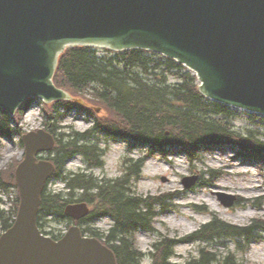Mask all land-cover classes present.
<instances>
[{"label": "water", "instance_id": "obj_1", "mask_svg": "<svg viewBox=\"0 0 264 264\" xmlns=\"http://www.w3.org/2000/svg\"><path fill=\"white\" fill-rule=\"evenodd\" d=\"M72 46L161 54L191 70L206 99L264 115V0H0V110L12 117L31 98L80 103L52 81L59 55ZM22 142L19 205L0 236V264H116L111 250L77 226L58 241L40 233V196L54 166L36 154L54 139L38 130ZM182 184L189 189L194 178ZM87 213L85 203L64 208L73 220Z\"/></svg>", "mask_w": 264, "mask_h": 264}, {"label": "rangeland", "instance_id": "obj_2", "mask_svg": "<svg viewBox=\"0 0 264 264\" xmlns=\"http://www.w3.org/2000/svg\"><path fill=\"white\" fill-rule=\"evenodd\" d=\"M95 50L98 57L112 56L103 49ZM154 58L164 57L156 55ZM166 83L177 84L179 81L168 74ZM79 98L83 100L82 110L90 111L92 116L74 109L64 114L60 108L58 112L62 117L53 118L51 113L59 107L58 105H46L32 99L25 113L17 118L16 124L21 128L22 134L45 130L49 126L53 128L57 138L59 134L68 135L71 132L95 133L85 142L95 147V159L100 166L76 155L66 164L63 176L84 175V178L94 184H100L106 181H121L127 174L126 167L140 168L139 177L130 179L128 192L134 197L148 201L160 199L162 204L154 203L150 206L151 215L147 221L151 230L137 228L134 232L126 233L127 237L133 238L134 247L140 254L139 264H162V253L156 251L155 245L164 240L172 241L164 264H188L191 259L198 258L200 247L219 257L231 253L237 258L238 264H264V231L258 233L261 240L248 244L237 237L213 240L207 243L209 247L205 246V242L190 240L191 234H195L213 218L241 228L254 222H264V157L261 160L245 161L237 155L239 149L230 146L200 147L193 158L178 150L156 148V145L144 144L124 135V131L117 126L122 124L118 115L105 111L97 101L90 100V96ZM207 106L210 108L207 109L209 117L224 121L232 131L241 135L247 136L251 133V141L255 138L257 142L264 144V116L226 106L222 108L226 112L225 115L214 116L211 104ZM98 122L115 125L110 124L112 127L102 128ZM115 132L120 135L115 136ZM113 138H127L130 144L123 140L113 141ZM19 139L17 134L11 139L0 137V178L5 180L0 184V213L5 217L13 214L16 197L18 198L15 180L11 182L8 178L23 160L24 150L19 145ZM255 146L249 144L250 148L247 147V150L250 152L246 151V154H250ZM184 178H194L195 185L185 189L182 184ZM46 190L60 193L64 198L68 197L70 192L76 197L82 192L79 189L70 191L66 188V180L61 182L57 178L48 183ZM94 193L96 189L90 191L89 195L93 198ZM219 193L225 194L226 199L231 197L233 206H223L218 198ZM96 205L98 204L94 203L90 206L89 220L77 225L81 229L95 230L99 235L106 237L115 222L104 215L92 218L97 212H102L94 210ZM39 223L43 232L51 237H60L69 227L66 221L47 215L43 216ZM73 224L75 223L72 222ZM1 225L0 221V236L4 232ZM104 237L103 242L115 248L117 243ZM237 242H241L239 250H236ZM159 249L163 250L162 247Z\"/></svg>", "mask_w": 264, "mask_h": 264}, {"label": "trees", "instance_id": "obj_3", "mask_svg": "<svg viewBox=\"0 0 264 264\" xmlns=\"http://www.w3.org/2000/svg\"><path fill=\"white\" fill-rule=\"evenodd\" d=\"M104 51L112 56L98 57L97 51L89 47L66 49L58 60L53 77L55 86L70 93L74 98L90 96V100L97 101L105 111L118 115L122 124L119 123L117 126L124 131V135L133 136L141 143L156 145L155 147L163 150L165 148L178 150L190 158H193L200 147L223 145L238 148L244 160H261L264 157V144L257 142L255 138L251 141L249 137L251 133L247 136L241 135L232 131L224 121L208 116L209 103L214 116L225 115L226 112L222 110L223 106L211 103L199 93L196 77L180 64L167 58H154L155 54L147 56L143 50L120 53ZM168 74L179 83L167 84ZM56 105L59 106L58 108L63 107L65 113L71 111L74 106L71 102H56L54 106ZM26 107L27 103L16 113L14 126L11 125L12 120L0 110V136L12 137L15 134L20 136V128L16 124L17 118L24 113ZM58 108L51 113L53 118L62 117ZM76 108L81 109L80 106ZM98 124L102 128L112 127L110 124L115 125L109 122L103 124L98 122ZM51 129L54 134L55 131ZM91 135L92 133L88 131L83 134L74 132L68 135L59 134L58 138L56 137L55 147L48 153L47 158L55 165L56 178L60 177L65 164L76 154H81L88 162L100 166L95 159V147L85 142ZM248 143L256 145L250 154H246V151L250 152L247 150ZM19 145L22 147L21 141ZM126 168L127 174L121 181H106L100 184H94L84 178L86 177L84 175L63 176L67 189L82 190L78 197L71 192L66 198L60 193L47 192V183L41 194L37 216L39 229L41 230L39 222L46 215L66 221L67 225H70L71 220L63 213L67 204L85 202L91 206L97 203L94 210H102V212H97L98 214L93 217L109 214L115 220V224L106 237L89 228L82 229V233L100 240L104 237L108 241L117 243L115 248H111L116 264H139L140 254L134 247L133 238L127 237L126 233L134 232L137 228L151 230L147 221L151 215L150 206L162 202L160 199L148 201L130 195L128 184L130 179L139 177L140 168ZM8 179L14 182L12 172ZM4 181L0 178L1 185ZM95 189L96 193L92 198L89 192ZM16 199V207L12 215L5 217L0 213L3 231H6L14 221L18 205V198ZM143 209L145 211H142ZM260 231H264V222H254L250 226L241 228L213 218L195 234H191L190 240L205 242V246L209 247L207 243L213 240L237 237L248 244L259 240ZM52 238L57 240L60 237ZM170 242L172 241L164 240L155 245L156 251L162 253V264L169 255ZM240 244L241 242H237L236 250L240 249ZM198 254V258L191 259L188 264H238L237 258L231 253L219 257L200 247Z\"/></svg>", "mask_w": 264, "mask_h": 264}, {"label": "bare ground", "instance_id": "obj_4", "mask_svg": "<svg viewBox=\"0 0 264 264\" xmlns=\"http://www.w3.org/2000/svg\"><path fill=\"white\" fill-rule=\"evenodd\" d=\"M131 50H142V49H131ZM126 51H129V50H126ZM143 51H145L146 52V55L148 56V55H152V54H155L154 52H150V51H147V50H143ZM115 52V51H114ZM121 52V51H120ZM120 52H116V53H120ZM162 57H164V58H167V59H169V60H172V61H174V62H177L176 60H174V59H172V58H169V57H166V56H162ZM27 103V101H25L21 106H20V108L17 110V112L22 108V106H24L25 104Z\"/></svg>", "mask_w": 264, "mask_h": 264}, {"label": "flooded vegetation", "instance_id": "obj_5", "mask_svg": "<svg viewBox=\"0 0 264 264\" xmlns=\"http://www.w3.org/2000/svg\"><path fill=\"white\" fill-rule=\"evenodd\" d=\"M90 199H91V197H90Z\"/></svg>", "mask_w": 264, "mask_h": 264}]
</instances>
